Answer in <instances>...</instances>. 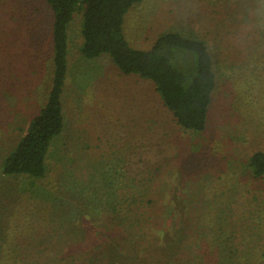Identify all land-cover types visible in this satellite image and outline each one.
I'll return each instance as SVG.
<instances>
[{"label":"rangeland","instance_id":"1","mask_svg":"<svg viewBox=\"0 0 264 264\" xmlns=\"http://www.w3.org/2000/svg\"><path fill=\"white\" fill-rule=\"evenodd\" d=\"M237 4L142 0L125 16L135 47L165 31L208 43L218 83L207 127L196 131L150 79L123 73L107 53L85 57L83 13H74L65 127L47 174L0 167V264H211L193 252L228 248V264H264V177L248 166L264 150V19ZM53 19L46 0H0V165L47 101ZM149 189L159 223L118 225L124 192ZM173 207L180 214L160 219Z\"/></svg>","mask_w":264,"mask_h":264},{"label":"trees","instance_id":"2","mask_svg":"<svg viewBox=\"0 0 264 264\" xmlns=\"http://www.w3.org/2000/svg\"><path fill=\"white\" fill-rule=\"evenodd\" d=\"M46 1L54 14L52 84L47 101L32 119L29 130L2 160L3 175L43 178L47 174L50 148L65 127L62 95L69 70L68 25L78 9L83 13L84 43L81 51L85 57L109 54L123 73L150 79L181 126L195 131L206 129L218 80L214 58L205 40L179 31H165L148 48L133 46L126 37L124 21L130 8L142 0ZM262 1L237 0V5L253 8L258 19H264ZM248 166L254 178L264 177V150L255 151ZM154 197L152 189L144 194L138 190L125 191L116 204L118 225L124 229H135L143 222L159 223L152 220L156 215L151 212L154 210L151 205L156 200ZM171 212L180 214L173 207L160 213V219ZM129 217L133 219L128 220ZM228 251L229 248L202 254L194 251L193 256L195 261L202 258L211 264H228L227 256L229 259L233 257ZM261 257L264 258V253Z\"/></svg>","mask_w":264,"mask_h":264}]
</instances>
